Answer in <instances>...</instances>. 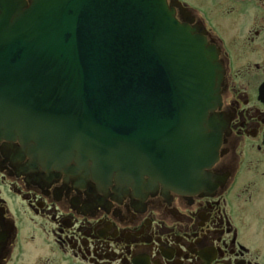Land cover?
Masks as SVG:
<instances>
[{"label":"water","instance_id":"obj_1","mask_svg":"<svg viewBox=\"0 0 264 264\" xmlns=\"http://www.w3.org/2000/svg\"><path fill=\"white\" fill-rule=\"evenodd\" d=\"M186 21L167 0H0V140L31 172L201 188L227 123L217 50Z\"/></svg>","mask_w":264,"mask_h":264},{"label":"flooded vegetation","instance_id":"obj_2","mask_svg":"<svg viewBox=\"0 0 264 264\" xmlns=\"http://www.w3.org/2000/svg\"><path fill=\"white\" fill-rule=\"evenodd\" d=\"M168 1L222 68L227 129L201 188L31 172L0 140V264H264V0Z\"/></svg>","mask_w":264,"mask_h":264},{"label":"rangeland","instance_id":"obj_3","mask_svg":"<svg viewBox=\"0 0 264 264\" xmlns=\"http://www.w3.org/2000/svg\"><path fill=\"white\" fill-rule=\"evenodd\" d=\"M186 1L188 3H190L191 5H193V7H195L197 10H200L199 4H200V0H183Z\"/></svg>","mask_w":264,"mask_h":264}]
</instances>
